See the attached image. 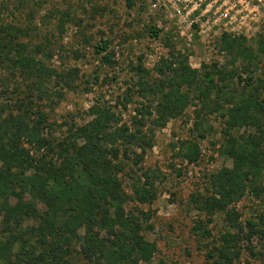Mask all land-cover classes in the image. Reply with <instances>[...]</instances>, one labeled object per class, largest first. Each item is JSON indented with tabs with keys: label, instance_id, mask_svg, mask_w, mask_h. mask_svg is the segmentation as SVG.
<instances>
[{
	"label": "rangeland",
	"instance_id": "obj_1",
	"mask_svg": "<svg viewBox=\"0 0 264 264\" xmlns=\"http://www.w3.org/2000/svg\"><path fill=\"white\" fill-rule=\"evenodd\" d=\"M182 2L0 0V118L23 113L35 122L41 115L45 117L41 140L29 146L35 165L43 159H57L62 143L71 146L76 131L86 130L94 117L96 104L115 111L130 134L141 127L137 121L145 124L143 132L152 139L153 146L143 161L134 164L136 154L142 152L137 146L127 148L130 159L121 156L120 160L126 167L121 179L127 209L150 215L143 234L158 249L152 264H212L208 254L219 245L229 226L224 212L210 217L196 208L194 198L207 191L211 174L232 167L231 157L222 153L230 135L242 139L256 132L253 126L227 128L224 115L229 102L253 90L264 99V54L258 59L239 58L222 42L224 34L244 37L259 52L256 43L264 35V18L259 29L246 35L217 28L200 33L197 25L189 27V20L184 22L179 16ZM155 29H159L158 34ZM104 41L108 48L103 51ZM172 47L203 76L212 72L215 78L213 84L201 80L190 90L195 98L185 112L165 126L156 127L151 121L158 95L143 96L139 82L142 75L148 82H156L159 76L155 66L161 58L168 57ZM104 55H109L111 61H106ZM22 58L29 60L31 70ZM140 63L143 70L137 69ZM45 67L57 69L60 74L77 69L78 75L74 72L70 88L57 76L41 72ZM233 74L236 77L231 79ZM248 79H252L253 86L246 84ZM206 86L215 87L207 101L200 98V90ZM186 139L200 144L201 155L195 163H189L180 153V142ZM121 149L124 151L126 146ZM144 171L157 176V197L152 203L142 204L136 199L130 177L143 175ZM262 184L259 197L248 191L235 204L245 233L250 231L247 222H260V214L264 213V180ZM26 202L29 208L48 207L30 195H26ZM209 217L212 222H208ZM199 221H203L208 233L196 232ZM25 225L37 224L28 219ZM240 247L235 264H264V234L244 237ZM70 261L87 264L76 250Z\"/></svg>",
	"mask_w": 264,
	"mask_h": 264
},
{
	"label": "trees",
	"instance_id": "obj_2",
	"mask_svg": "<svg viewBox=\"0 0 264 264\" xmlns=\"http://www.w3.org/2000/svg\"><path fill=\"white\" fill-rule=\"evenodd\" d=\"M158 32L159 29L154 30L155 34ZM222 42L239 58L258 59L264 54V35L256 43L259 52L244 37L224 34ZM107 48L108 42L104 41L101 50ZM174 48H170L168 57L161 58L155 66L159 76L155 83L148 82L143 75L140 77L142 95H158L151 121L156 127L165 126L170 119L185 112L195 98L190 90L201 80L214 83V73L206 72L203 76L200 69L192 67L188 58L181 57ZM104 56L106 61H111L109 55ZM21 61L26 62L27 69H32L29 60L22 58ZM137 69L143 70V64ZM41 72L57 76L70 88L73 76L78 75L77 69L60 74L57 69L45 67ZM250 80H246V84L253 86ZM261 82L264 88V81ZM210 86L200 90L202 100L207 101L209 92L215 88ZM239 97L226 107L227 128L253 126L256 132L242 139L230 135L222 153L231 157L232 167H223L211 174L207 191L194 198L200 212L210 217L218 212L226 215L229 229L208 254L212 264H235L243 238L258 232L264 234V213L260 214V222H247L250 231L245 233L240 213L235 208L248 191L257 197L263 192L264 99L254 90L240 93ZM93 114L86 130L76 131L71 146L60 145L57 159H43L38 165H35L36 159L29 146L41 140L45 117L41 115L35 122L23 113L0 118V216L3 226L0 264H72L70 256L74 250L87 264H152L158 249L155 243L149 244L143 234L150 215L127 209V195L121 179L126 167L120 160L121 156L130 159L127 148L131 150V146H137L142 152L136 154L134 164H140L146 151L153 146L152 139L143 132L145 124L142 121H137L141 124L137 133H128L129 127L121 124L119 115L110 107L96 104ZM123 145L126 146L124 151ZM179 150L189 163L197 162L201 155L200 144L195 140L181 141ZM34 167L38 169L29 173ZM135 175L130 178L137 201L152 203L157 197V176L149 171ZM26 195L48 207L43 210L35 205L29 208ZM210 217L208 222H212ZM28 219H34L37 225L25 228ZM195 230L208 233L203 221L196 224Z\"/></svg>",
	"mask_w": 264,
	"mask_h": 264
},
{
	"label": "built area",
	"instance_id": "obj_3",
	"mask_svg": "<svg viewBox=\"0 0 264 264\" xmlns=\"http://www.w3.org/2000/svg\"><path fill=\"white\" fill-rule=\"evenodd\" d=\"M182 3L179 16L184 22L189 20V27L197 25L200 33L217 28L246 35L259 29L264 18V0H183Z\"/></svg>",
	"mask_w": 264,
	"mask_h": 264
}]
</instances>
